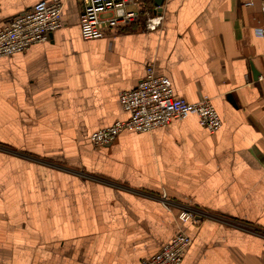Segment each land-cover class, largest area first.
Segmentation results:
<instances>
[{
    "label": "crops",
    "instance_id": "0c3cea01",
    "mask_svg": "<svg viewBox=\"0 0 264 264\" xmlns=\"http://www.w3.org/2000/svg\"><path fill=\"white\" fill-rule=\"evenodd\" d=\"M40 1L0 0V29ZM62 1L47 42L0 57V264H141L179 230L182 264H264L262 1L164 0L157 30L98 40L81 36L84 0ZM153 62L220 130L193 114L93 147Z\"/></svg>",
    "mask_w": 264,
    "mask_h": 264
},
{
    "label": "built area",
    "instance_id": "2783aa9c",
    "mask_svg": "<svg viewBox=\"0 0 264 264\" xmlns=\"http://www.w3.org/2000/svg\"><path fill=\"white\" fill-rule=\"evenodd\" d=\"M151 1V0H150ZM149 0H84L80 15L81 36L84 40L104 38L110 30H120L145 19V30H157L163 21L161 6ZM256 0H246L245 6H254ZM262 1L263 24L258 34L264 42V0ZM151 3V4H150ZM62 0H42L30 10L9 21L0 29V57L23 53L32 45L47 42L62 26ZM108 15L107 18L103 17ZM168 77L158 73L153 62L146 67L144 78L132 90L122 91L119 102L128 114L125 120L99 129L89 137L95 148L112 144L125 130L146 133L170 124L174 119L195 115L199 124L210 134L221 128L222 118L207 98L190 103L175 96ZM163 199L169 206L164 194ZM202 219L194 211L182 209L178 215L181 224ZM191 245V237L179 230L161 250L141 264H182L185 251Z\"/></svg>",
    "mask_w": 264,
    "mask_h": 264
},
{
    "label": "water",
    "instance_id": "95a60500",
    "mask_svg": "<svg viewBox=\"0 0 264 264\" xmlns=\"http://www.w3.org/2000/svg\"><path fill=\"white\" fill-rule=\"evenodd\" d=\"M164 0H155V5L161 6Z\"/></svg>",
    "mask_w": 264,
    "mask_h": 264
}]
</instances>
